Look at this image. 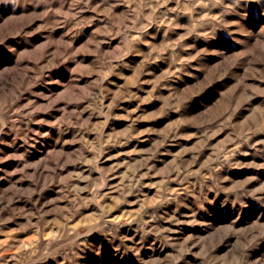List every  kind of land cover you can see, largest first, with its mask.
<instances>
[{
    "label": "rangeland",
    "instance_id": "1",
    "mask_svg": "<svg viewBox=\"0 0 264 264\" xmlns=\"http://www.w3.org/2000/svg\"><path fill=\"white\" fill-rule=\"evenodd\" d=\"M0 264H264V0H0Z\"/></svg>",
    "mask_w": 264,
    "mask_h": 264
}]
</instances>
